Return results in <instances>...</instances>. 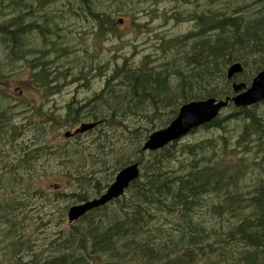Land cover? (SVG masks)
<instances>
[{
	"label": "trees",
	"instance_id": "obj_1",
	"mask_svg": "<svg viewBox=\"0 0 264 264\" xmlns=\"http://www.w3.org/2000/svg\"><path fill=\"white\" fill-rule=\"evenodd\" d=\"M62 1H74L76 17L82 15L96 24L99 33H109L117 24L113 14H119L125 2L135 6L137 0H0V13L11 10V17L0 25L6 60L14 64L34 52L22 43L24 34L33 31L56 50L50 38L51 33L61 37L56 21L50 23L51 18L41 16V21L25 24V18L33 14L29 5L44 9ZM198 2L181 0L186 10L177 11L176 20L193 22L195 29L173 40L169 59L152 64L145 56L137 65L125 59L112 70L101 93L69 110V123L99 122L94 130L105 127L107 132L121 129L139 155L130 160L140 166L138 179L122 197L88 212L61 232L50 245L49 256L28 252L27 258L24 254L33 245L24 238L18 217L39 190L29 178L17 175L19 170L26 172L34 159L22 156L0 174V191L7 195L0 198V246L6 249L0 255L1 264H199L203 260L202 264H264V173H260L264 172V115L256 111L257 105L236 109L229 102L224 109L230 111L228 115L220 114L201 127L212 131L202 141L180 148L176 141L151 153L141 150L149 133L174 120L178 107L191 101L231 98L226 67L241 64L243 73L232 80L246 86L264 69V0L256 1L262 5L253 13L244 2L229 13L201 11ZM62 45L60 41V51ZM26 62L39 68L40 75L32 80L35 87L50 93L53 73L47 51ZM5 104L0 86V125L3 119L11 120L4 112ZM71 151L84 159L85 150L79 146L74 152L54 147L51 153L64 162ZM33 153L46 155L39 150ZM126 163L123 160L116 167L122 169ZM80 165L73 164L76 189L72 196L77 203L99 196L108 187L106 180L98 181ZM21 191L32 193L27 198ZM202 213L217 221L206 225Z\"/></svg>",
	"mask_w": 264,
	"mask_h": 264
},
{
	"label": "rangeland",
	"instance_id": "obj_2",
	"mask_svg": "<svg viewBox=\"0 0 264 264\" xmlns=\"http://www.w3.org/2000/svg\"><path fill=\"white\" fill-rule=\"evenodd\" d=\"M235 1L227 4L226 0L215 3L214 1L207 3L206 0H199L198 3L201 11L210 8L214 11L227 13L233 12L232 9L239 3V5L243 4V2L246 5L249 4V13L255 12L262 5L260 3V6H258L257 0ZM28 4H30V1H28ZM29 6V10L33 14L25 18V24H30L34 20L41 21V18L38 17L42 16L43 20L51 18L50 23L56 21L58 29L62 31L60 32V38H55V34L51 33L50 38L55 43L56 50L53 49L51 44L45 45L43 38L37 34V31L28 33V37L23 42L26 49L30 48L31 51H34L26 60L39 58L41 52L47 51V61H52L50 70L52 69V73H55V76L59 78L60 88L59 94L50 98L48 100L49 106H46L51 110L54 99L59 112L54 117L29 118L31 121L27 119L23 123V128L27 127L23 130L17 127L20 126L19 121H21L19 114L22 113L21 110L25 106L24 104L19 105L20 102L17 103L19 106L13 109V123L6 132L8 138L6 140L10 142V145L3 146L0 142L1 152L6 154L5 156H10L4 164H1L3 168L0 174H3L6 170L8 171V166L20 159V157H17L20 153L14 154V152L18 150V145L22 144L21 140L27 142L26 150L28 152L39 150V152L44 151L46 153V155L33 153L37 156H33L31 167L26 172L25 169L17 172V175L29 178V183L39 190L37 194L28 199L27 207L22 209L18 217V223L24 229V238L30 239L33 245V250L25 252L24 255L28 252H37L41 253V256H49L52 242L70 226L66 220L67 210L71 206L80 204L72 196L76 189L73 164L81 163L80 166L85 172H93L98 181L103 182L106 180L109 187L121 170L119 169L121 166L116 167V164L123 160L124 163L127 162L126 166L134 164L131 162L139 156L130 145L127 136L122 135L121 129L107 132L105 127H100L93 132L80 135L71 142H66L63 139L64 133H72L81 123H88L86 121L69 123L70 117L66 114L68 105L70 104L75 108L101 93L112 70L117 65H122L125 59L131 65L140 64L145 56L148 58L147 62L152 64L158 60L169 59L172 56L170 51L172 45L176 43L173 40L191 33L194 31L195 26L193 22L176 20L177 11L186 10L184 8L186 5L182 6L181 0H137L135 6L132 3L125 2L120 9V13L115 12L111 17L114 22L119 19L122 20V24H116L109 33H99L96 24L82 15L76 17L72 12L76 8L74 1H72V4H67L66 1L58 2L44 9L39 8L37 4ZM10 14V9L3 10L0 13V25L11 17ZM60 41L64 48L61 51ZM6 58V50L0 46V85L6 98V93H12L15 87L23 90V95L27 101L37 102L38 97L28 81H32L33 75L38 70L28 65L26 60H18L16 63L11 64ZM178 61L181 62V60ZM230 66L225 69V78L227 69ZM83 76L84 79H81ZM229 81L230 86L232 83H236L233 80ZM250 84L245 86L249 87ZM13 94L16 95V93ZM256 111L264 115V103L258 104ZM229 112V110L222 111L221 116H226ZM130 124H134V122L131 121ZM231 125L233 124H230V127ZM232 129L234 128L229 130ZM155 131L158 130H153L147 135V138ZM211 132V130L205 131L202 128L191 131L176 142L177 147L180 148L186 144L202 141L211 137ZM39 139L42 140L38 142ZM145 141L141 143V146ZM75 146L85 150L83 161L72 154V151V156L64 162H60V159L51 153L54 147H67L74 152ZM71 160L73 164L71 163V167L67 169V165ZM260 173L263 174L264 172ZM26 184L28 183L26 182ZM21 193L22 196L28 198V195L32 192L21 191ZM5 196H7L6 192L0 191V198L2 199ZM92 198L94 197L89 200ZM201 219L208 226L217 221L215 216L204 213H202ZM4 252H6V249L0 246V255ZM41 256L38 255V257ZM26 257L30 256L26 255ZM203 262L204 260L200 261L199 264Z\"/></svg>",
	"mask_w": 264,
	"mask_h": 264
},
{
	"label": "water",
	"instance_id": "obj_3",
	"mask_svg": "<svg viewBox=\"0 0 264 264\" xmlns=\"http://www.w3.org/2000/svg\"><path fill=\"white\" fill-rule=\"evenodd\" d=\"M122 20H117L121 25ZM243 71L239 63L232 64L226 72V78L231 80L235 75ZM234 96L225 100L209 98L203 101H191L182 105L176 117L165 128L153 132L142 145V152H156L167 145L178 141L191 131L210 124L231 102L236 109L246 108L264 101V69L252 80L249 87L244 84H232ZM99 122L81 123L72 133H65V138H73L92 131ZM140 168L134 163L122 168L109 185L106 191L97 198L71 206L67 210L66 218L69 224L76 222L88 212L101 208L108 203L120 198L129 188L132 182L138 179Z\"/></svg>",
	"mask_w": 264,
	"mask_h": 264
},
{
	"label": "flooded vegetation",
	"instance_id": "obj_4",
	"mask_svg": "<svg viewBox=\"0 0 264 264\" xmlns=\"http://www.w3.org/2000/svg\"><path fill=\"white\" fill-rule=\"evenodd\" d=\"M27 34H24V37L22 39V43L25 42V38L28 37ZM37 34H38V32H37ZM23 45L26 46L25 43H23ZM28 57H30V55L29 54H27V55L25 54L23 56L22 60H26ZM34 59H36V58H34ZM34 59H31L30 61H33ZM28 65L34 67V65H32V64H29L28 63ZM37 70H38L37 73H35L33 76H39L40 75L39 74V68H37ZM31 80H33V77H32ZM58 81H60L59 78H57L55 76V73H53L52 83L49 86V88H51V91H50V93H47V94L44 92V89L42 88V86L36 88L34 86V82L33 81H28V83L31 84L32 89L35 91V95H37V97H38V101L35 102V103H33L32 101H27L25 99L24 95H23V90H21V89H18V88H15L14 87L13 88L14 90H13L12 93H6L7 98L5 96V98H6V104H5V111L4 112L8 113L9 116H11V120H7V122L10 123V121H11V124L13 123L12 122L14 120V117H13L14 116L13 115V109L16 108V107H18L19 105H22V104H24L25 107L22 108V110H21L22 113L19 114V117H20L21 121H19L20 122V126L17 127V128H20V129H23V130H25L27 128V127H24L23 128V123L27 119L29 121H31L29 118H38L39 119V118H48V117H51V116L54 117L55 115H57L58 112H59V109H58V106L55 104L54 99H53V102H52V105H51L52 109L51 110H50V108L48 109L47 106H49L48 100L50 98H53V97H55L56 95L59 94V84H58ZM14 91H16V92H14ZM13 93H16V95L13 94ZM18 102H20L19 105H17ZM83 105H85V103L82 104V105H79V106L77 105L76 107H80V106H83ZM45 107H47V108H45ZM55 107H57V108H55ZM72 109H74V107H72L69 104L68 107H67V109H66V114L68 115L69 114V110H72ZM7 122H6V120L3 119L2 122H1V125L2 124H4V125L2 127L0 125V142H1V145H3V146L10 145V142H8L6 140V139H8L6 132L10 129V126H8ZM63 137H64V135H63ZM77 137H79V136H75L73 138H65L64 137L63 139L66 142H71V141H73ZM41 140L42 139H39L38 142H40ZM21 142H22V144H19L18 143L19 144L18 145V150L14 152V154L20 153L19 156H17V157L22 158V156H24V155L31 156V157L37 156V154L33 155V152L30 153V152H28L26 150V148H27V146H26L27 142L26 141L21 140ZM1 151H2V148L0 147V172H1V169L3 168V167H1V164H4L6 162V160L9 159V157H10V156H5L6 154H4ZM8 155H11V154H8ZM12 157H13V155H12Z\"/></svg>",
	"mask_w": 264,
	"mask_h": 264
}]
</instances>
